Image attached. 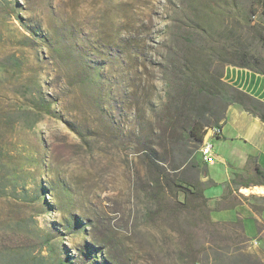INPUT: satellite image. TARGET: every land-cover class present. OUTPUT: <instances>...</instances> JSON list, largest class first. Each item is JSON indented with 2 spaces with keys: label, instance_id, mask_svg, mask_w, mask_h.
<instances>
[{
  "label": "rangeland",
  "instance_id": "rangeland-1",
  "mask_svg": "<svg viewBox=\"0 0 264 264\" xmlns=\"http://www.w3.org/2000/svg\"><path fill=\"white\" fill-rule=\"evenodd\" d=\"M235 47L264 63V0H0V264H264L143 161L200 165L164 130L167 78L187 56L247 93L224 79ZM199 100L212 125L223 104Z\"/></svg>",
  "mask_w": 264,
  "mask_h": 264
},
{
  "label": "trees",
  "instance_id": "trees-1",
  "mask_svg": "<svg viewBox=\"0 0 264 264\" xmlns=\"http://www.w3.org/2000/svg\"><path fill=\"white\" fill-rule=\"evenodd\" d=\"M197 25L198 22L196 23V26ZM192 34L193 32L187 34V37L190 39ZM101 47L102 45H92L91 50L94 54L101 53ZM121 47H126L124 51L129 52V49H127L129 47L128 44L121 45ZM232 55L235 57V60L230 61L233 65L248 68L264 75V63L255 55L248 53L245 49L236 47L233 49ZM179 60L181 62L177 65L174 63L173 69L180 71L183 74L181 75L182 77L177 78L176 74L172 73L170 77L167 78L169 87L167 91L168 103L164 106V109H167L164 130L169 131L170 138L174 135V127L178 126L180 134H182L185 139L195 141L199 143L200 146L207 128L221 126L225 119V109L231 104L242 106L244 110L259 117V119L264 122L263 102L221 81L220 75H217L216 72H212L208 68L204 69L193 66L187 56H184V59L181 56ZM98 74L97 72L96 76H94V82L98 79ZM176 78L185 83L173 85L174 82L176 83ZM172 94L174 95L170 97ZM207 97L220 101L223 104V111L221 113L216 115V111H211L214 116L211 119L212 125H209L208 122H204V107L201 106L203 100H199L200 98L205 99ZM173 104H178L176 114H174V110L173 113L171 112V107H174ZM187 107L190 108L189 114L185 113ZM181 115L184 116V120L179 122L177 119ZM143 161L152 172L154 184L161 188L162 198H165V196L170 198L171 196L176 205L185 208V210L196 211L201 218H206L209 224L215 227V229L217 227L230 226L236 229L237 238L241 237L242 241H249L244 234L239 220L235 222H217L211 220L208 213L205 214L208 207L207 198L204 196L203 191L211 182H202L199 179V174L203 172V170L201 171L196 159L185 162L184 166H172L165 164V159L157 154L151 147H148L143 152ZM255 172L261 179L259 183L264 185V171H261L256 166ZM179 196L182 197L181 200L178 199ZM49 206H51V204L46 205V207ZM43 207H45V205ZM64 222H66V219ZM71 257L72 255L67 253L64 259L71 264ZM60 262L64 264L62 260H60Z\"/></svg>",
  "mask_w": 264,
  "mask_h": 264
},
{
  "label": "crops",
  "instance_id": "crops-1",
  "mask_svg": "<svg viewBox=\"0 0 264 264\" xmlns=\"http://www.w3.org/2000/svg\"><path fill=\"white\" fill-rule=\"evenodd\" d=\"M224 79L264 102V75L226 66ZM212 145L215 160L205 164L200 156L199 179L204 188L209 217L217 222L240 221L254 246L264 249V185L255 167L264 171V122L238 104L228 105L220 133L207 131L202 142ZM250 191L244 194L241 189ZM263 188V190H257Z\"/></svg>",
  "mask_w": 264,
  "mask_h": 264
},
{
  "label": "built area",
  "instance_id": "built-area-1",
  "mask_svg": "<svg viewBox=\"0 0 264 264\" xmlns=\"http://www.w3.org/2000/svg\"><path fill=\"white\" fill-rule=\"evenodd\" d=\"M207 131H209L212 136H217L220 133V126L207 128L206 132ZM199 154L205 164H211L215 160V156L212 151V145L208 142L200 144Z\"/></svg>",
  "mask_w": 264,
  "mask_h": 264
},
{
  "label": "bare ground",
  "instance_id": "bare-ground-1",
  "mask_svg": "<svg viewBox=\"0 0 264 264\" xmlns=\"http://www.w3.org/2000/svg\"><path fill=\"white\" fill-rule=\"evenodd\" d=\"M257 190H263V188H259V189H257ZM241 191H242L244 194H247V193H249L250 190H249L248 188H242Z\"/></svg>",
  "mask_w": 264,
  "mask_h": 264
}]
</instances>
